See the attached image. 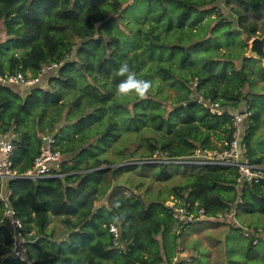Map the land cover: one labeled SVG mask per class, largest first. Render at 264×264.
I'll return each instance as SVG.
<instances>
[{
	"label": "trees",
	"instance_id": "trees-1",
	"mask_svg": "<svg viewBox=\"0 0 264 264\" xmlns=\"http://www.w3.org/2000/svg\"><path fill=\"white\" fill-rule=\"evenodd\" d=\"M258 34L264 0H0V77H39L0 83V134H15V177L0 181V264H26L11 256L5 204L29 264H264V65L235 67ZM122 62L151 81L147 98L117 95ZM243 110L256 181L239 180L236 166L173 162L220 149ZM43 134L61 153L59 175L23 178ZM169 200L201 218L180 221ZM205 218L224 243L200 234L184 255V236ZM202 241L220 244L219 256Z\"/></svg>",
	"mask_w": 264,
	"mask_h": 264
},
{
	"label": "built area",
	"instance_id": "built-area-1",
	"mask_svg": "<svg viewBox=\"0 0 264 264\" xmlns=\"http://www.w3.org/2000/svg\"><path fill=\"white\" fill-rule=\"evenodd\" d=\"M56 67L55 63L43 67L41 73H46ZM39 81V77L24 76L20 72H16L13 75L7 77H0V83L11 84L19 87H29L36 84ZM201 102H205L200 98ZM210 106L211 112L219 111L217 104ZM248 113L243 111L233 112V127L232 138L228 141H224L220 145V149L206 150L195 149L194 153L189 157L175 159L176 163H193V164H215L223 166H236L240 174L239 180H257L262 175L263 171L257 166H253L243 158L244 146L241 144L240 139L243 131V122ZM14 132L10 131L5 134H0V181L5 183L9 179L15 177V170L12 163V150ZM169 161V160H168ZM61 162V153L55 146V139L50 134H43L41 136V146L38 155L35 157L32 166L27 169L23 174V178L36 180L42 177H53L59 175L55 171L59 168ZM172 214L182 222L198 220L201 218L202 210L198 211V216L193 213L185 211L183 204L177 203L175 200H169L167 202ZM4 219L7 225L11 229L12 248L11 256L25 261L26 259L25 248L22 245L20 229L22 228L21 221L15 216L14 211L8 204H5L3 212ZM109 230L117 235V228L114 225H110ZM114 244L117 245V239L114 240ZM185 255V254H184ZM176 258H174L175 260Z\"/></svg>",
	"mask_w": 264,
	"mask_h": 264
},
{
	"label": "rangeland",
	"instance_id": "rangeland-1",
	"mask_svg": "<svg viewBox=\"0 0 264 264\" xmlns=\"http://www.w3.org/2000/svg\"><path fill=\"white\" fill-rule=\"evenodd\" d=\"M224 9V8H223ZM223 11V15H225V9L222 10ZM114 25L111 26V29H113ZM124 29V27H122ZM258 36H260V34H258ZM192 52V55L194 57H198L201 55V52H202V48H199V49H193L191 50ZM165 96L167 97V103L171 101V97L173 96L174 94V90L170 87V86H166L165 88ZM22 91H24V89H22ZM136 143L135 142H132L129 147L132 149L133 147H135ZM112 158V157H111ZM209 220L208 219H202L201 222H199L198 224H195L193 226V228L195 229H200L198 233H196V236L199 237L198 235L202 236V235H205L206 233L208 234H211L212 236H214L215 238L209 236V239L207 240L208 242H212L213 240H215L218 236V238L222 239L221 240V243H224V235L223 234H220V233H224V228L223 227H220V228H212L210 226H207ZM52 224H56L57 227H59V224L58 222L55 220H53ZM235 231H233L232 233H234ZM193 235H185L184 236V244H183V248H184V252L183 254L185 255H189L191 253V251H193V248H192V237ZM208 242L206 241H202L201 243V246H200V249L202 250V253L204 254V251L209 248L211 249V252H210V255H211V258H216V256H219V252L217 251L218 247L220 246V244H216L214 245V248H211L210 244H208ZM204 250V251H203ZM206 252V251H205ZM206 257L205 255H201L199 257V260L202 262V263H205V260ZM201 264V263H200ZM212 264H216V263H212Z\"/></svg>",
	"mask_w": 264,
	"mask_h": 264
},
{
	"label": "clouds",
	"instance_id": "clouds-1",
	"mask_svg": "<svg viewBox=\"0 0 264 264\" xmlns=\"http://www.w3.org/2000/svg\"><path fill=\"white\" fill-rule=\"evenodd\" d=\"M117 75L126 77L117 86V95L121 97L137 96L140 99L147 98L152 86L151 81L138 79L137 74L127 62H122L120 64ZM116 219L119 220V217Z\"/></svg>",
	"mask_w": 264,
	"mask_h": 264
},
{
	"label": "water",
	"instance_id": "water-1",
	"mask_svg": "<svg viewBox=\"0 0 264 264\" xmlns=\"http://www.w3.org/2000/svg\"><path fill=\"white\" fill-rule=\"evenodd\" d=\"M245 58H253L262 61L264 65V34L254 36L249 40L247 51L235 62L236 69H240Z\"/></svg>",
	"mask_w": 264,
	"mask_h": 264
},
{
	"label": "crops",
	"instance_id": "crops-1",
	"mask_svg": "<svg viewBox=\"0 0 264 264\" xmlns=\"http://www.w3.org/2000/svg\"><path fill=\"white\" fill-rule=\"evenodd\" d=\"M187 235H189V236H190V235H193V236H192L193 238H196V237H197V236H196V232H189Z\"/></svg>",
	"mask_w": 264,
	"mask_h": 264
}]
</instances>
